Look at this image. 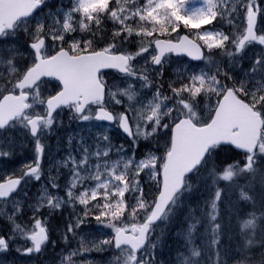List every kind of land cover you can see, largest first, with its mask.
Wrapping results in <instances>:
<instances>
[{
  "label": "snow or ice",
  "instance_id": "1",
  "mask_svg": "<svg viewBox=\"0 0 264 264\" xmlns=\"http://www.w3.org/2000/svg\"><path fill=\"white\" fill-rule=\"evenodd\" d=\"M64 114L89 136L30 195ZM68 208L59 264H264V0H0V264L55 248Z\"/></svg>",
  "mask_w": 264,
  "mask_h": 264
},
{
  "label": "rangeland",
  "instance_id": "2",
  "mask_svg": "<svg viewBox=\"0 0 264 264\" xmlns=\"http://www.w3.org/2000/svg\"><path fill=\"white\" fill-rule=\"evenodd\" d=\"M56 2V0H54ZM65 3H67V0H65ZM259 46H256L255 50H258ZM252 53L249 52V55ZM187 63L185 61H173L172 67H182L185 66ZM245 66H247V63L245 62ZM171 68L169 70V75H171ZM61 119L63 120L62 126H59L53 130L51 135L47 138V143L51 145V150L49 153V150L46 148V154L44 157V160L42 163L44 164V167H46V170L49 167L53 168V175H55V162L62 160L66 155H67V148H68V138L69 136L75 137L72 141L73 145L77 144L79 142V134H82L84 136H89V131L87 129H83L78 126L77 122H70L68 119V115L64 114L62 115ZM114 133L117 134V132L114 131ZM57 136V138H54ZM119 136V135H118ZM120 137V136H119ZM59 141V144H58ZM91 143V140L88 141ZM59 148V150H57ZM32 145L29 144L27 148L21 153L17 158H16V163L12 166L15 168H19L22 166L24 163L29 162L32 157H33V152H32ZM50 160V164H49ZM60 181H61V186L63 187V184L65 183L66 177H68V172L67 169H61L60 170ZM64 175V176H63ZM47 177V175H46ZM43 184H47V181L43 182ZM41 187V182H37L34 184L32 187L33 192L36 193V196L39 195V190ZM60 195H63V191L59 193ZM63 209L58 211V214H55L54 216H58L59 218H68L69 212H71V208H68L65 210L63 217L59 215V212L62 211ZM42 218V217H41ZM25 223L28 224V227H31V224L28 223V219L25 220ZM52 223H55L54 226L52 225L53 230L51 231V239L58 241L61 240L59 232L56 230L57 227L60 230H63L64 227V222L60 221V223L56 222V217H53ZM63 223V224H62ZM161 225V224H160ZM163 228L165 231V235L167 236L166 242H165V249L164 252L166 254V257L163 258L164 254L158 255V259L161 261L169 260V259H174L177 255L176 249L180 248V246L183 244V235L181 233L182 225L179 223L177 220L173 219L171 223H166L163 224ZM161 225V226H162ZM183 227H186L183 226ZM95 235V233H94ZM92 237H88V239H91ZM73 241V240H72ZM62 243V242H61ZM63 244V243H62ZM181 251H183V248H180ZM45 251L50 255L52 264H59V258H58V244L55 248H53L51 245H48L45 249ZM110 251L106 252H96V251H91V253H96L102 254L103 258H108L109 260L111 257L109 256ZM86 260L88 261H94V264H102L98 262L97 259H95L93 256L88 255ZM34 258L32 257L31 259H28L27 261H22L24 258H20L17 260V264H33L34 263ZM109 260H106L105 263H107Z\"/></svg>",
  "mask_w": 264,
  "mask_h": 264
},
{
  "label": "flooded vegetation",
  "instance_id": "3",
  "mask_svg": "<svg viewBox=\"0 0 264 264\" xmlns=\"http://www.w3.org/2000/svg\"><path fill=\"white\" fill-rule=\"evenodd\" d=\"M35 192H33L32 188L30 190V195L34 194Z\"/></svg>",
  "mask_w": 264,
  "mask_h": 264
}]
</instances>
